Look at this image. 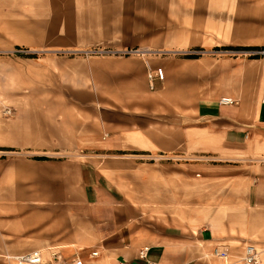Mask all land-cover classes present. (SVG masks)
<instances>
[{"label": "crops", "instance_id": "1", "mask_svg": "<svg viewBox=\"0 0 264 264\" xmlns=\"http://www.w3.org/2000/svg\"><path fill=\"white\" fill-rule=\"evenodd\" d=\"M147 7L0 0V48L45 49L0 54V264L35 247L80 254L85 264H147L144 246L153 264H243L251 241L225 232L222 160L245 168L264 153L261 62L53 51L209 43L203 31L150 33ZM149 68L163 73L152 86ZM230 176L247 183L244 171ZM222 243L227 262L213 253Z\"/></svg>", "mask_w": 264, "mask_h": 264}, {"label": "rangeland", "instance_id": "2", "mask_svg": "<svg viewBox=\"0 0 264 264\" xmlns=\"http://www.w3.org/2000/svg\"><path fill=\"white\" fill-rule=\"evenodd\" d=\"M186 4L178 0H154V6H150L147 0L148 10H154L155 14L149 15L150 33L163 35L167 30L173 33H183V31H203L210 37L205 39L206 44L189 45L183 48L170 46H142L135 45H113L109 43H94L86 46H109L119 47H138L145 51L135 53L140 56L175 55V56H218L226 59L232 57L249 59L257 58L264 67V0H183ZM142 10V3L140 4ZM188 5L189 10L184 13L183 7ZM191 7H193L191 9ZM191 13V14H190ZM154 17V18H152ZM188 18V19H187ZM141 20V17H140ZM154 20L155 22H153ZM142 24L143 22L141 20ZM225 33L230 34L227 38ZM86 46L80 47L85 48ZM24 47L30 51H16ZM0 54L10 53L12 55H29L44 53L45 49H32L25 45L17 46L11 50L1 49ZM7 51V52H6ZM120 54L119 55H135ZM58 55L70 56H91V55H116L118 54H65L58 52ZM241 60V59H240ZM243 60V59H242ZM156 68H149L152 70ZM159 70V68H157ZM148 71V72H149ZM235 104H239L241 99ZM233 103V104H234ZM236 158L222 160L225 176L223 189L224 196L227 198L226 209V229L225 232L233 236H244L245 240L259 242L258 245L264 246V153L252 155L245 159V168H234L233 163ZM235 164V163H234ZM228 166V168H226ZM245 172V184L240 180L236 173ZM243 177V176H242ZM246 190V192H244ZM215 197V196H214ZM248 197V200H247ZM216 198V197H215ZM241 201V202H239ZM241 204V205H240ZM240 206V207H239ZM261 242V243H260Z\"/></svg>", "mask_w": 264, "mask_h": 264}, {"label": "built area", "instance_id": "3", "mask_svg": "<svg viewBox=\"0 0 264 264\" xmlns=\"http://www.w3.org/2000/svg\"><path fill=\"white\" fill-rule=\"evenodd\" d=\"M30 51V49H26L24 47L16 49V51ZM42 51V50H41ZM58 53L65 54H135L142 53L145 51L142 49L135 47H119L113 48L109 46H86L85 48L80 47H70V48H56L53 50ZM1 52V50H0ZM163 73L161 70L152 69L148 72L149 82L152 86L154 84V78L156 76L162 77ZM219 100L223 103L233 104L234 102H238L239 99L235 97H231L229 95H222ZM7 111L11 112V108H7ZM48 248V247H47ZM148 246H144L140 250V256L146 258L147 264H153L151 259L147 257L148 254ZM98 253V250L93 249L92 255ZM213 253L226 262L229 260L230 248L226 245L217 244L213 249ZM6 258L9 260L10 264H85V258L77 254L73 257L67 256L64 251L58 249L56 247H49L48 249H42L41 247H35L28 249L24 252H17L12 254H7ZM243 264H264V246L258 245L256 242H248L245 244L244 253L241 257Z\"/></svg>", "mask_w": 264, "mask_h": 264}, {"label": "bare ground", "instance_id": "4", "mask_svg": "<svg viewBox=\"0 0 264 264\" xmlns=\"http://www.w3.org/2000/svg\"><path fill=\"white\" fill-rule=\"evenodd\" d=\"M232 252H230V254H231ZM224 260V259H223ZM225 261V260H224Z\"/></svg>", "mask_w": 264, "mask_h": 264}]
</instances>
